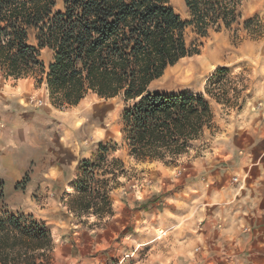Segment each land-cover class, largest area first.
Segmentation results:
<instances>
[{
    "label": "trees",
    "instance_id": "trees-1",
    "mask_svg": "<svg viewBox=\"0 0 264 264\" xmlns=\"http://www.w3.org/2000/svg\"><path fill=\"white\" fill-rule=\"evenodd\" d=\"M170 1L0 0L4 79L31 78L36 86L45 85L57 109L76 107L90 93L105 100L119 97L124 103L123 156H114L116 144L100 146L93 161L83 162L67 202L77 220L94 217L102 222L113 215L107 187L126 176L124 159L175 167L212 128L208 99L221 103L212 88L223 83L226 69H217L209 79L206 97L166 95L150 86L181 59L198 55L197 48L186 44L187 27L200 37L211 30H230L240 18L243 0H184L188 21ZM255 23L246 20L243 29ZM45 49L52 53L46 66L40 60ZM1 211L0 264H42L40 258L52 249L49 230Z\"/></svg>",
    "mask_w": 264,
    "mask_h": 264
},
{
    "label": "rangeland",
    "instance_id": "rangeland-1",
    "mask_svg": "<svg viewBox=\"0 0 264 264\" xmlns=\"http://www.w3.org/2000/svg\"><path fill=\"white\" fill-rule=\"evenodd\" d=\"M170 2L183 21L190 19L184 0ZM248 10L255 11L251 16L243 17ZM238 11L240 18L230 30H211L205 37H200L192 26L187 27L184 34L186 44L197 48L198 55L181 59L150 86L152 92L166 95L188 93L206 97L208 81L215 71L219 68L228 71L222 77L223 83L212 88L213 94H219L221 103L207 98L213 113L212 128L192 144L188 155L180 158L175 167L167 168L159 163L136 165L124 159L126 176L109 182V198L111 202L117 200L116 206L128 198L135 210L140 209L145 214L138 224L139 228L130 230L128 236L118 235L114 246L107 248L108 251L103 254L101 264H174L185 253H192L190 260H196L205 245L201 234L206 224L216 223L217 220L219 224L216 228L220 227L219 219L211 221L210 217L216 216L219 205L205 206L208 195L204 191L198 189L181 193L180 190L185 185L184 168L200 160L224 159L220 155L228 139H236L243 128L257 124L260 113H264V0H243ZM249 19H254L256 23L244 30L243 23ZM51 56L47 51L40 52V60L45 66L51 62ZM42 90V85L36 86L31 78L26 81L4 79L0 74L2 97H29L30 103L37 104ZM48 103L51 105L49 97ZM51 106L66 114L63 116H68L66 124L72 141L78 145L76 160L81 164L80 168L83 166L81 159L93 161L100 146L111 148L116 144L119 150L114 156H123L120 129L124 103L121 98L105 100L90 93L76 107L57 109ZM225 161L231 165L232 161ZM198 179L193 178L192 181ZM27 182L28 177L24 175L14 188L22 190ZM0 184L1 212L44 224L52 240H58L63 233L62 237L71 238L72 243L73 234L96 232L108 220L97 222L94 217L77 220L69 211L67 213V202L73 193L66 194L70 191L50 198L33 196L19 206L16 202L9 205L11 192L6 190L9 187L4 189L5 183L0 181ZM134 198L143 201L137 203ZM44 256L39 257L42 264H61L57 263L51 251ZM93 257L89 254L88 258Z\"/></svg>",
    "mask_w": 264,
    "mask_h": 264
},
{
    "label": "crops",
    "instance_id": "crops-1",
    "mask_svg": "<svg viewBox=\"0 0 264 264\" xmlns=\"http://www.w3.org/2000/svg\"><path fill=\"white\" fill-rule=\"evenodd\" d=\"M254 11L248 10L243 17ZM42 88L37 99L41 106L30 103L29 97L0 96V181L11 192L9 205L16 202L19 206L33 196L50 198L63 191H70L66 196L74 192L73 182L81 165L76 160L78 145L70 137L68 116L47 104L48 91L45 85ZM257 121L243 128L236 139H228L220 155L224 159L200 160L183 169L186 179L181 193L204 191L208 195L205 206L219 205L216 216L210 217L211 221L219 219L221 225L216 228L217 220L206 224L201 234L205 245L196 260H190L192 253H185L174 264H264V113ZM225 160L232 161L231 165ZM24 175L28 182L16 190L14 185ZM124 201L116 206L117 200H112L113 215L96 232L75 233L72 243L71 238L62 237L63 233L58 240H52L51 235L55 245L51 252L57 263L101 264L118 235L128 236L130 230L139 228L145 214L135 210L128 198ZM89 254L94 257L88 258Z\"/></svg>",
    "mask_w": 264,
    "mask_h": 264
},
{
    "label": "built area",
    "instance_id": "built-area-1",
    "mask_svg": "<svg viewBox=\"0 0 264 264\" xmlns=\"http://www.w3.org/2000/svg\"><path fill=\"white\" fill-rule=\"evenodd\" d=\"M37 104H38V105H42V102H41L40 100H38ZM233 181H234V182H237V179L234 178Z\"/></svg>",
    "mask_w": 264,
    "mask_h": 264
},
{
    "label": "bare ground",
    "instance_id": "bare-ground-1",
    "mask_svg": "<svg viewBox=\"0 0 264 264\" xmlns=\"http://www.w3.org/2000/svg\"><path fill=\"white\" fill-rule=\"evenodd\" d=\"M218 50H219V49H218ZM219 52H220V51H219ZM213 54L216 55L217 53L215 54V53L213 52ZM213 54H212V57H213ZM208 55H209V54H208ZM210 56H211V54H210ZM204 57H205V56H204ZM206 64H207V62H206ZM203 65H204V64H203ZM186 72H187V71H186Z\"/></svg>",
    "mask_w": 264,
    "mask_h": 264
}]
</instances>
